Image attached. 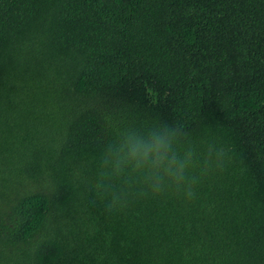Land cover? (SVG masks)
Segmentation results:
<instances>
[{"label": "trees", "instance_id": "1", "mask_svg": "<svg viewBox=\"0 0 264 264\" xmlns=\"http://www.w3.org/2000/svg\"><path fill=\"white\" fill-rule=\"evenodd\" d=\"M161 122L224 169L109 211L103 144ZM0 264H264V0H0Z\"/></svg>", "mask_w": 264, "mask_h": 264}, {"label": "clouds", "instance_id": "2", "mask_svg": "<svg viewBox=\"0 0 264 264\" xmlns=\"http://www.w3.org/2000/svg\"><path fill=\"white\" fill-rule=\"evenodd\" d=\"M184 130L178 124L150 125L143 134L124 130L119 138L107 140L96 161L91 190L105 201L109 211L121 210L133 196H157L171 192L191 201L195 188L209 174L222 171L213 165L209 148L201 159L194 147L183 143ZM217 159L223 151H216Z\"/></svg>", "mask_w": 264, "mask_h": 264}]
</instances>
